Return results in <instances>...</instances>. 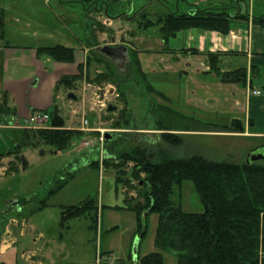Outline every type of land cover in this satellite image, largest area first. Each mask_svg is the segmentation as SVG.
<instances>
[{"label": "rangeland", "instance_id": "rangeland-1", "mask_svg": "<svg viewBox=\"0 0 264 264\" xmlns=\"http://www.w3.org/2000/svg\"><path fill=\"white\" fill-rule=\"evenodd\" d=\"M172 1L131 0L127 4V0H123L122 4L129 7L125 14L126 18H130L133 11L146 3L151 2L149 12H159L160 3L169 4ZM0 9L7 27L4 41L32 43L37 42V36H45L52 39L54 44L67 47L78 46L79 41L88 46H93V43L98 47L87 54L92 59L95 56L102 58L113 70L107 76L109 71L106 65L92 61L85 79L79 80V83L90 84L84 90L87 96L85 104L82 106L81 91L77 101L62 107V100L59 99L49 108L48 112H52L53 107L59 104V114L65 128H82V120H87L83 134L72 137L64 149L56 151L53 146L40 141L35 137V128L24 129L25 133L19 132V145L9 138L6 140L0 130V134H3L0 137V150L14 148L16 153L6 156L13 155L19 165L16 169L12 164L6 170L7 176L0 178V203L21 202L29 217L28 223L41 234L37 247L43 246L44 251L34 259L36 264H95L99 250L112 251L110 264H134L144 255L159 251L153 245L157 215L152 213L148 216L146 234L135 240V214L127 208L143 201L144 189L139 182L143 176L133 177L131 162L119 166V160L111 159L107 160L109 166L103 167L102 159L110 157V153L140 146L149 152L152 159H158L166 152L179 158L199 154L214 162L233 161L240 164L246 161V154L251 149L264 156V130L251 128L249 131L247 124L242 126V131L226 130L223 126H230L228 116H216L186 102L183 80L178 82V77L165 72L144 73L137 55L140 70L136 68L135 50L128 44L131 36L144 31L138 26L141 21L130 18L129 21L114 22L108 28V21H105L107 25L103 24V11L91 14L93 18L90 19L79 3H62L58 0H0ZM121 11L123 8L116 7V13ZM149 18L153 19L154 16ZM146 30L144 35L151 37V40L160 37L158 27ZM41 32V35L37 34ZM100 37L105 38L104 42L100 41ZM104 46L126 47V58L117 63L101 52ZM140 71L144 76L140 75ZM253 78L254 84L262 88L261 75ZM146 83L163 93L168 100L158 93H148ZM61 89L66 99V89ZM122 90L128 91L127 102L123 100L124 96L118 95ZM94 94H98V97ZM101 102L105 104L104 108L99 107ZM109 105L115 110L107 111ZM160 105L163 108L158 109ZM163 109H170L173 114ZM122 110L130 112L131 117L124 112L125 117L141 129H135L132 124L124 126V118L120 117ZM156 120L163 121L167 126L185 129L169 131L179 134L181 143L174 146L163 142L160 130L155 127ZM48 126L49 123L42 125L45 128ZM105 135L109 136L108 140ZM100 137L102 143L96 141ZM86 142H89L87 146ZM254 162L264 164L263 159ZM119 171L122 172L119 174ZM117 173L119 182L115 180ZM172 200L180 204L184 212L203 211L200 198L188 180L174 187ZM86 201H91L94 208L98 207L97 214L84 213L80 217L62 221L61 211L65 206ZM102 205L105 207L101 209ZM115 206L123 208L112 209ZM33 247L27 236L20 239L14 245L15 250L5 256L9 259L12 254L7 264H27L19 252ZM159 252L164 264H176L174 255Z\"/></svg>", "mask_w": 264, "mask_h": 264}, {"label": "trees", "instance_id": "trees-1", "mask_svg": "<svg viewBox=\"0 0 264 264\" xmlns=\"http://www.w3.org/2000/svg\"><path fill=\"white\" fill-rule=\"evenodd\" d=\"M62 3H79L83 11L88 14L102 12L107 18L122 17L117 8H124L123 0H58ZM131 0H127L130 4ZM218 8H204L189 10L178 14L170 12L167 8L163 12H149L145 6L133 11L131 18L141 21L139 29L145 30L158 27V32L164 43L176 32L184 29H201L227 34L232 28V19L243 18L245 15H230L219 11ZM149 16H154L150 19ZM141 18V19H138ZM144 20V21H142ZM252 24L264 28V15L253 17ZM5 19L0 9V40L4 37ZM38 56L42 55L59 62H73L74 50L61 44L40 45L36 48ZM135 54V65L139 69V61ZM196 53V51H192ZM233 53V52H231ZM209 63V72L222 83H233L244 86L247 83L245 68L233 71H221L219 67V54L206 53ZM137 59V60H136ZM105 64L108 75L112 74V67L100 57L87 54L85 63L78 65V73L62 76L55 84V89H72L78 80L83 78L91 62ZM141 76H144L143 72ZM129 82V81H128ZM250 82V80H249ZM148 93H158L165 100L163 93L156 91L153 86L146 83ZM128 91L122 90L119 97L124 96L126 101ZM163 108V106H159ZM173 114L170 109H163ZM121 111L124 126L132 124ZM51 115V113H50ZM129 117V118H130ZM155 127L160 130V138L169 145H179V134L169 131H184L179 126H167L161 120H156ZM226 130L242 131L230 126H223ZM135 129H141L134 126ZM25 133L26 131L23 130ZM34 133L40 141L49 144L60 151L64 149L72 137L83 134L77 129H35ZM18 152V151H17ZM16 150L0 152V158ZM110 157L102 159V166H109L107 160L117 159L119 166L127 162L132 163V175L139 179L144 191L143 201L128 206V210L135 214L136 234L141 238L146 234L147 218L150 214L157 215L153 245L159 251L168 252L175 256L176 264H264V164L260 162L233 161L214 162L205 157L194 154L186 158L173 157L162 153L158 159H152L149 152L140 146L129 150H119ZM107 155V154H105ZM112 156V157H111ZM94 164V163H93ZM117 167V166H116ZM121 170V169H120ZM122 171H119V174ZM118 174V173H117ZM119 174L116 182L120 181ZM141 180V181H140ZM190 181L200 201L203 211L188 213L182 210L180 204L172 200L174 187H179L183 181ZM45 205V204H44ZM105 206H101V209ZM97 208V207H96ZM91 201L78 205L65 206L61 211L62 221L76 218L84 213L97 214ZM115 206L112 209H122ZM1 232V229H0ZM159 251L150 252L139 258L137 264H164Z\"/></svg>", "mask_w": 264, "mask_h": 264}, {"label": "crops", "instance_id": "crops-1", "mask_svg": "<svg viewBox=\"0 0 264 264\" xmlns=\"http://www.w3.org/2000/svg\"><path fill=\"white\" fill-rule=\"evenodd\" d=\"M256 2L259 4L256 5ZM143 6L148 9L150 3ZM166 8L168 11L178 14L191 9L223 8L219 11L227 12L232 17L234 15L247 17V19H232L233 28L227 34L194 28L184 29L176 32L164 43L159 36L153 40L151 37L145 36L144 33L147 31L145 29L143 32L131 36L128 45L133 50H138L136 51L137 56L144 73L165 72L178 77V82L183 80L185 83L184 98L187 103L208 113H215L216 116H228V121L234 118L238 119L243 126L249 125V128L247 127L249 131L251 128L263 131L264 28L252 24L251 21L253 17L264 15V0H173L172 3L160 5L159 12H163ZM129 20L123 12L122 17H105L103 24L108 21L109 25H106L110 28L109 26L114 22ZM6 31L7 27L4 26V37ZM37 34L41 35L42 32ZM37 38H39L38 44L37 42L13 43L11 41L14 40H0V130L5 134L6 140L9 138L15 145H19V132L23 130L9 126V123L21 122L32 111H48L59 99L62 100L61 106L64 107L70 104L69 102L77 101L81 91L82 106L85 104L87 96L84 90L88 89L90 84L79 83L78 80L75 88L71 90L76 95V99L68 97L70 92L68 89L65 90L67 93L65 99L61 93L62 89H55V84L62 76L77 74V67L85 63L88 51L98 47L93 43V46H88L79 41L78 46H71L74 50L73 62H59L37 55L36 48L38 46L55 43L49 37L37 36ZM104 40V37H100L101 42ZM192 51H196V53H192ZM206 53L219 54L221 71L245 68L247 83L240 86L220 82L212 72H209ZM258 74L262 77V88L254 84L253 76L257 77ZM84 77L85 71L81 80H84ZM252 91H259V94H253ZM57 106L60 110L59 104ZM3 134H0V137ZM11 149L14 148L2 149L0 152H8ZM12 156L1 157L0 178L7 176L8 171L6 170L12 164L18 169L19 165ZM28 222L29 217L26 216L21 202L0 203V263L7 264L12 254L9 259L5 256L9 251L15 250L14 245L20 239L27 236L34 247L26 252L20 250L19 254L20 257H24L27 264H36L37 261L34 259L41 255L44 247H37L41 234L37 232L35 226ZM99 251V253L108 255L110 261L111 250ZM109 261L102 264H110ZM37 264L42 263L38 262Z\"/></svg>", "mask_w": 264, "mask_h": 264}, {"label": "water", "instance_id": "water-1", "mask_svg": "<svg viewBox=\"0 0 264 264\" xmlns=\"http://www.w3.org/2000/svg\"><path fill=\"white\" fill-rule=\"evenodd\" d=\"M101 51H103L108 56H112L114 59L115 58L120 59V61H124V59L126 58V47H124V46H118V47L105 46L101 49ZM68 96H69V98H74V94H72V93H69ZM107 110L113 111V110H115V107L108 106ZM50 125L52 128H63V126H64V121L58 113V107L57 106L53 107ZM230 126L234 129H237V130L242 129L241 121L238 119H235V118L230 121ZM105 138H106V140H108L109 136L105 135ZM259 159H264V156L262 154L258 153V151H256V149H251L249 151V153L247 154L246 162L256 161ZM136 239H138V237H136L135 240ZM134 264H136V263H134Z\"/></svg>", "mask_w": 264, "mask_h": 264}, {"label": "built area", "instance_id": "built-area-1", "mask_svg": "<svg viewBox=\"0 0 264 264\" xmlns=\"http://www.w3.org/2000/svg\"><path fill=\"white\" fill-rule=\"evenodd\" d=\"M255 94H258V92H253ZM49 116L47 113H43V112H35L32 113L31 115H29L27 117L26 120H24V122L22 123H16L13 126L17 127V128H24V127H28L31 125H41L43 123H45L48 120ZM100 142H102V137H100L98 139ZM99 262V260L97 259V263Z\"/></svg>", "mask_w": 264, "mask_h": 264}, {"label": "flooded vegetation", "instance_id": "flooded-vegetation-1", "mask_svg": "<svg viewBox=\"0 0 264 264\" xmlns=\"http://www.w3.org/2000/svg\"><path fill=\"white\" fill-rule=\"evenodd\" d=\"M150 3H151V2H150ZM162 4H163V2L160 3V5H162ZM126 10H130V9H129L128 6L125 5V7L123 8V11H122V12H125ZM88 18L92 19L93 17L91 16V14H88ZM113 60H114V61H117V63L121 62L120 59H118V58H115V59L113 58ZM246 156H247V154H246ZM246 159H247V157H246ZM263 160H264V159H263Z\"/></svg>", "mask_w": 264, "mask_h": 264}]
</instances>
